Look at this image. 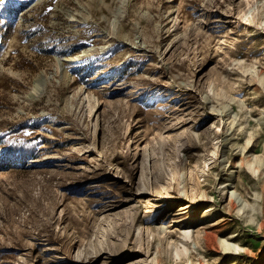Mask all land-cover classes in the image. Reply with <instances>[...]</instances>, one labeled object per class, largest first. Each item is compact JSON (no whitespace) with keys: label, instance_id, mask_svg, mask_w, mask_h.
Listing matches in <instances>:
<instances>
[{"label":"rangeland","instance_id":"1","mask_svg":"<svg viewBox=\"0 0 264 264\" xmlns=\"http://www.w3.org/2000/svg\"><path fill=\"white\" fill-rule=\"evenodd\" d=\"M0 264H264V0H2Z\"/></svg>","mask_w":264,"mask_h":264},{"label":"bare ground","instance_id":"2","mask_svg":"<svg viewBox=\"0 0 264 264\" xmlns=\"http://www.w3.org/2000/svg\"><path fill=\"white\" fill-rule=\"evenodd\" d=\"M205 239H206V240H209V239H208V236H205Z\"/></svg>","mask_w":264,"mask_h":264},{"label":"snow or ice","instance_id":"3","mask_svg":"<svg viewBox=\"0 0 264 264\" xmlns=\"http://www.w3.org/2000/svg\"><path fill=\"white\" fill-rule=\"evenodd\" d=\"M0 2H2V0H0Z\"/></svg>","mask_w":264,"mask_h":264}]
</instances>
